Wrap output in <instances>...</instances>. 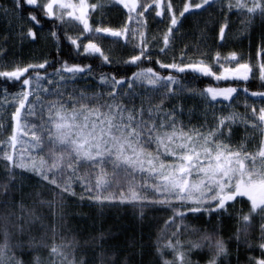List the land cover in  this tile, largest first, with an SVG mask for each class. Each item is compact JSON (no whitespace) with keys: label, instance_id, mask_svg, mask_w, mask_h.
<instances>
[{"label":"snow or ice","instance_id":"obj_1","mask_svg":"<svg viewBox=\"0 0 264 264\" xmlns=\"http://www.w3.org/2000/svg\"><path fill=\"white\" fill-rule=\"evenodd\" d=\"M112 3L124 10L118 27L105 25L103 16L92 20V13L104 7L100 2H0V17L10 27L18 23L21 42L51 39L57 57L0 67L3 102L13 108L10 133L0 113V134L7 133L0 139L5 173L0 180V264H132L117 252L109 254L110 235L104 231L83 244L75 235H64L71 231L68 198L78 196L77 186L83 190L79 199H87L101 215L120 206L133 207L141 220L150 209L171 213L164 229L169 234L154 245V264H194L199 253H207V264H233L230 242L237 252L235 264H241V249L243 264H264V33L255 61L235 51L209 56L200 44L192 54L185 45L179 57L167 61L161 57L175 51L181 21L202 16L217 0H181L179 9L173 0ZM219 4L224 18L218 49L227 40L232 14L241 18L245 33L257 19L264 23V0ZM151 18L168 23L158 43L148 35ZM62 34L82 60L61 59ZM105 43L127 54L116 59ZM6 53L0 45V59L6 60ZM96 60L100 64L94 67ZM201 78H209L208 86L191 87ZM89 79L95 87H75ZM250 79H258L259 90H250ZM9 85L18 90L9 93ZM241 96L243 112L236 110ZM197 97L213 109L211 123L207 112L203 123H192L193 110L185 123L183 101ZM241 128L244 137L237 140ZM24 173L36 177L50 198L41 191L24 193ZM205 216L207 224H215L211 231L187 223ZM226 217L234 221L227 239ZM37 230L39 237L33 234ZM137 255L143 264V248Z\"/></svg>","mask_w":264,"mask_h":264},{"label":"trees","instance_id":"obj_2","mask_svg":"<svg viewBox=\"0 0 264 264\" xmlns=\"http://www.w3.org/2000/svg\"><path fill=\"white\" fill-rule=\"evenodd\" d=\"M0 2H2V0H0ZM173 3L176 5L177 9L181 7V0H173ZM104 6L106 7L102 10L98 9L97 12L92 13V20L98 22L101 19V16H103L105 25L116 27L117 24L116 21H114L113 14H115V10H118L117 12L121 13V15L118 17L116 12V18L119 19L123 18V13L121 10L115 8V5L104 4ZM223 18L224 13L220 11L219 0H217L216 6L212 7L202 16H189L188 19L182 20V27L180 32L176 35L175 51L167 57H161V59L170 61L173 56L179 57L180 51L185 45L188 46V51L192 54L195 45L200 44L201 50L207 51L209 56L213 55L216 50L221 51L222 54L235 51L244 59H248L251 56L253 61H255L256 48L261 39L262 33H264V23L257 19L252 25L250 31L245 33L242 31L244 24L242 23L241 18L232 14L229 17L230 30L227 34V40L224 43L223 48L218 49V27ZM158 20L159 18H151L148 21V35L149 37L156 36L157 39L155 43L160 42L162 33L168 27L167 21L158 23ZM202 30L205 31L202 33ZM18 31V23L13 22L10 27L8 21L5 18L0 17V45H5L7 47V59H0V67H3L4 65L11 66L15 62H40L45 57L51 60L57 59L56 48L51 39L42 38L37 42H30L29 40L21 42ZM47 32L48 26L44 29L45 36L47 35ZM69 34L76 35L77 33L73 30H69ZM202 35L203 39L201 38ZM5 36L8 37L7 40L4 39ZM104 47L106 50L112 48L114 58L116 59H119L121 56L127 54L123 49L118 47L113 48L108 43H105ZM61 51L63 53L61 59H66L69 63L83 59V57H76L70 43L63 38V34L61 35ZM130 51L131 49H128V52ZM193 58H195V56H193ZM99 64L100 61L96 60L94 62V67ZM104 69L105 71L112 70L109 66H104ZM51 71L52 69H49V72ZM209 82V78H201L196 81H191V87L197 89L203 88L208 86ZM211 83L214 84L215 82L211 81ZM248 84L250 86V90H259L258 79H250ZM95 86L96 81L91 79L87 81L79 80L75 84L76 88H92ZM17 90L18 87L13 88L9 85V93H14ZM69 90H71V87ZM242 98L243 96H241V103L236 106V110L240 112L244 111ZM0 102H3L2 87H0ZM3 103L4 107L0 108V113L3 115L4 123L8 125V133H10V116L13 108L6 102ZM183 103L186 112L185 123H187L188 110L194 111L192 123L195 124L203 123L204 116L202 114L205 112L208 114L209 111L212 110L207 108L206 104L198 97L192 99L185 98ZM0 132H2V130H0ZM6 134L7 133L0 134V139H4ZM242 136H244L243 128L240 129L236 139L241 140L243 139ZM255 136L257 135L255 134ZM3 164L4 162L0 161V180H2L5 175ZM23 175L27 177L24 180V193L27 194L41 191L44 197L50 198L51 194L46 188H39L37 186L36 177L31 176L28 173H24ZM76 191L78 193L77 197L68 198V218L66 226L67 228H70L71 231H64V235L66 237L71 239V237L75 235L77 239L80 240L81 244H83L84 239L95 236L100 231H104L106 234L110 235L106 246L110 255L113 252H117L120 254L118 258L126 256L130 261H132V264H140L141 258L137 255V253H139L141 248H143V264H154V245L158 238L166 237L169 234L164 229L165 222L171 215L170 212L167 210L150 209L145 212V216L141 220L136 209L131 206H120L119 208H106L101 215L98 209L89 206V201L87 199L83 201L79 199V194L83 192L79 186L76 187ZM206 221V219H202V222L187 221V223L201 230L207 229L208 231H211L213 227H215V224L213 223V225H209ZM223 223V235L225 239H227L231 235L232 231H234V224L228 220H224ZM33 234L39 237L41 233L37 230L34 231ZM190 235L191 233L185 235L183 239L189 238ZM229 247L232 251V262L235 264L237 252L234 243L230 242ZM89 252L91 253V248H89ZM44 254L46 255V253ZM239 255L241 264H243L245 259L243 249H241ZM194 259H199V264H207V253L195 254Z\"/></svg>","mask_w":264,"mask_h":264},{"label":"rangeland","instance_id":"obj_3","mask_svg":"<svg viewBox=\"0 0 264 264\" xmlns=\"http://www.w3.org/2000/svg\"><path fill=\"white\" fill-rule=\"evenodd\" d=\"M90 2H93V3H95V0H90ZM96 2H100V3H102L103 5L104 4H107V5H114L113 3H112V0H96ZM104 7H106V6H104ZM103 7V8H104ZM115 8H117V9H119V10H121V12L123 13V18H119V19H117L116 17V12L118 11V10H115L116 12H115V14H113L114 15V21H116V24H117V26L116 27H118V26H120L123 22H124V19H125V14H124V10H122V6H117V5H115ZM117 15H118V17L121 15V13H119V12H117ZM243 99V101H244V97L242 98ZM225 103H227V102H225ZM241 103V100H240V102L238 103V104H240ZM216 109V110H215ZM214 109V111L217 113V114H219L220 113V111H221V108H220V106L219 105H217L216 106V108ZM227 111H229V109H227V108H225L224 109V112L225 113H227ZM212 112H213V109L211 110V111H209V113L207 114L208 115V121H209V123H211L212 122ZM203 116H204V114H202ZM257 136H255V137H257V138H255V140L258 142V140H259V134L257 133L256 134ZM244 136H242V138H243ZM243 209L245 212L247 211V208L244 206V205H237V209ZM204 220L206 219V220H208V217L207 216H205L204 218H203ZM225 220H228L229 222H231V223H233L234 224V221H231L229 218H225Z\"/></svg>","mask_w":264,"mask_h":264},{"label":"bare ground","instance_id":"obj_4","mask_svg":"<svg viewBox=\"0 0 264 264\" xmlns=\"http://www.w3.org/2000/svg\"><path fill=\"white\" fill-rule=\"evenodd\" d=\"M199 222H202V220H199ZM198 260L197 259H194V264H195V262H198ZM198 264H199V262H198Z\"/></svg>","mask_w":264,"mask_h":264}]
</instances>
